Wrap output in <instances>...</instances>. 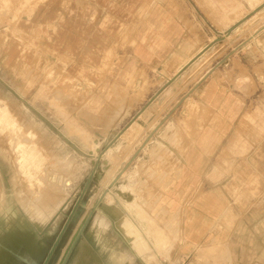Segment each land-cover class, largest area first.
I'll return each mask as SVG.
<instances>
[{
    "label": "crops",
    "instance_id": "0c3cea01",
    "mask_svg": "<svg viewBox=\"0 0 264 264\" xmlns=\"http://www.w3.org/2000/svg\"><path fill=\"white\" fill-rule=\"evenodd\" d=\"M192 1L0 0L8 4L0 13V74L55 67L60 74L49 83L72 81L89 109L104 88L102 120L90 111L93 120L80 129L111 145L110 159L119 155L121 178H136V192L141 178L155 179L162 225L179 233L172 264H264V28L238 41L246 27H219ZM207 55L217 63L156 123L159 95L151 99L160 81ZM132 80L137 94L127 95ZM108 228L84 238L89 264L126 255L145 264L124 232L126 248Z\"/></svg>",
    "mask_w": 264,
    "mask_h": 264
},
{
    "label": "rangeland",
    "instance_id": "374dc122",
    "mask_svg": "<svg viewBox=\"0 0 264 264\" xmlns=\"http://www.w3.org/2000/svg\"><path fill=\"white\" fill-rule=\"evenodd\" d=\"M192 4L202 16L219 27L233 26L234 23L246 27L244 33L237 36L238 41L247 38L248 32L264 28V0H196ZM6 9L8 4L4 2L0 13ZM217 58V55H207L179 73L171 88L167 87L158 96L160 110L156 123L165 120L172 105L180 103L208 68L217 63ZM15 73L16 77L12 78L0 74V247L3 258L9 259L17 254L11 245L12 237L17 234L22 237L21 243L26 245L34 239L30 251L35 263L43 264L62 236L52 255L53 264H61L88 219L78 243L106 231L99 226L95 231L91 230L98 218L109 226L107 232L117 239L116 245L126 248V243L121 240L123 231L118 220L116 223L114 220L128 217L140 229L139 239L145 248L143 251L135 249L145 258V264L159 261L172 264L168 251L172 242L179 241V233L177 228L169 231L171 225L168 228L162 225L167 214L166 217L160 215L156 209L160 194L152 189L155 179L141 178L143 183H140L138 192L134 177L122 179L121 175L115 186H111L124 163L118 154L110 159L111 151L106 153L111 145L97 143L100 138L96 139L93 131L80 129V126L87 128L86 125L93 120L95 113L90 111L97 110V123L102 120L107 108L104 88L89 109L88 99L79 94L72 81L62 79L59 84L49 83L47 76L52 78L60 74L55 67L40 70L24 66ZM168 81L161 80V88ZM80 89L86 90L87 87L80 85ZM123 89L128 95V91L136 92L138 85L132 80ZM138 96L130 97L131 101ZM124 99L119 100L120 108ZM96 166L94 183L85 191ZM157 173H160L158 169ZM120 186L127 191L131 187L132 203L116 190L121 189ZM108 188L110 191L101 200ZM82 200H85L84 204ZM77 212L79 216L74 221ZM9 218L11 224L7 222ZM146 238L152 244H155L153 238L156 239L157 246L152 247ZM75 250L67 264H71Z\"/></svg>",
    "mask_w": 264,
    "mask_h": 264
},
{
    "label": "bare ground",
    "instance_id": "6f19581e",
    "mask_svg": "<svg viewBox=\"0 0 264 264\" xmlns=\"http://www.w3.org/2000/svg\"><path fill=\"white\" fill-rule=\"evenodd\" d=\"M110 152L107 151L106 154H108ZM97 172V171H96ZM95 172V174H96ZM100 175L97 176L96 180L98 181ZM95 180V178H94ZM129 184V183H128ZM127 184V185H128ZM125 185V184H124ZM115 186V185H114ZM113 186V187H114ZM129 186V185H128ZM119 188L121 189H116V190H119L120 194L130 203H132L130 200L132 199L131 197V194H130V191H131V187L129 188V192L127 191V189L123 186H120ZM124 188L126 189L124 191ZM110 191V190H109ZM108 191V192H109ZM107 192V193H108ZM29 193V192H28ZM106 193V194H107ZM119 195V194H118ZM121 197V196H120ZM108 198V197H107ZM111 203V201H110ZM112 204V203H111ZM127 205V204H126ZM129 206V204L127 205ZM136 209V208H135ZM118 210V209H117ZM116 212V211H115ZM118 212V211H117ZM116 212V213H117ZM20 213V212H19ZM117 215V214H116ZM36 216V215H35ZM118 216V215H117ZM119 218V217H118ZM96 224H99V226L101 228H106V223H104L102 221L101 218H98L92 226H95ZM118 226L119 228L125 233V235L131 239L132 241V244L133 246L139 251V250H142L145 248L144 247V244L142 242V240L139 239V233H140V229L137 227L136 224H134V222L128 218V217H124L122 218L121 220H119L118 222ZM22 230V229H21ZM78 247V246H77ZM209 247V246H208ZM23 249V248H22ZM93 250V249H92ZM92 250L88 244V242L86 241V239H83L82 243L79 245V248L78 250L76 251V254L75 256L73 257V260L71 262V264H89V260L92 256ZM1 251V249H0ZM139 253V252H138ZM142 253V252H140ZM20 254V253H19ZM24 254V252H23ZM140 255V254H139ZM24 258V257H23ZM24 261V260H23ZM117 263L118 264H133V258L130 257V256H121L120 258H118L117 260ZM102 262V261H101ZM99 259H97V263L96 264H103L101 263ZM0 264H8V262L3 258V255H2V252H0Z\"/></svg>",
    "mask_w": 264,
    "mask_h": 264
},
{
    "label": "water",
    "instance_id": "95a60500",
    "mask_svg": "<svg viewBox=\"0 0 264 264\" xmlns=\"http://www.w3.org/2000/svg\"><path fill=\"white\" fill-rule=\"evenodd\" d=\"M238 25H236V27H237ZM232 30L233 29H230L229 30V32H232ZM220 41H222V38H218L217 39V42H220ZM210 47H208L206 50H208ZM205 50V51H206ZM204 51V52H205ZM203 52V53H204ZM200 56H197V57H195L194 59H192L182 70H181V72L182 71H185V69H187L191 64H193L198 58H199ZM179 75H177L175 78H173V79H171V80H169L168 81V83L166 84V85H164L157 93H156V95L151 99V101H154L155 99H156V97L158 96V95H160L167 87H169L170 85H171V83L178 77ZM183 100V99H182ZM182 100L180 101V103L177 105V106H179L180 104H181V102H182ZM96 170H97V166H96V168H95V172H96ZM95 172L90 176V178L88 179V182L86 183V185H85V191H88L90 188H91V186H92V183H94V178H95ZM121 177V175H119L118 177H116L115 178V180H114V182L111 184V186H113L114 184H115V182L119 179ZM109 191V188L102 194V197H101V200H103L104 198H105V196H106V193ZM82 202H83V204L85 203V200H82ZM80 210H82V208L81 209H79V211ZM78 216H79V213L77 212L76 214H75V217L73 218V220L74 221H76V219L78 218ZM89 222V219L86 221V223H85V225L82 227V229H81V231L79 232V235H78V237L76 238V240L74 241V243L72 244V246L70 247V249H69V251H68V253H67V255H66V257H65V259L62 261V263L61 264H67L68 263V261H69V259H70V257H71V255H72V253L74 252V250L75 249H77L76 247H77V244H78V241H79V238L82 236V233H83V231H84V229L86 228V225H87V223ZM61 238H62V236H60L59 237V240L57 241V243L54 245V247H53V249H52V251H51V253H50V256H52L53 255V253H54V251H55V249H56V247H57V245L59 244V242H60V240H61ZM76 251V250H75ZM54 263V262H53ZM34 264H36V263H34Z\"/></svg>",
    "mask_w": 264,
    "mask_h": 264
},
{
    "label": "flooded vegetation",
    "instance_id": "af4514ba",
    "mask_svg": "<svg viewBox=\"0 0 264 264\" xmlns=\"http://www.w3.org/2000/svg\"><path fill=\"white\" fill-rule=\"evenodd\" d=\"M10 220H11L10 218L7 220L8 224H11ZM12 240H13V243H11L12 248L14 247V249L17 250V254L15 255V257H11L9 259L5 258V260L8 262V264H34L35 258L32 254L33 252L30 251V247H32L34 244V242H33L34 239L33 238L30 239L28 241V244L26 245L24 243H21V241H23V240H22V237L20 235L14 234V236L12 237ZM0 249H1V247H0ZM1 251H2V249H1ZM23 252H24V254H23ZM118 258H120V257H118ZM53 262H54L53 257L49 255V257H47V259L43 262V264H53Z\"/></svg>",
    "mask_w": 264,
    "mask_h": 264
}]
</instances>
